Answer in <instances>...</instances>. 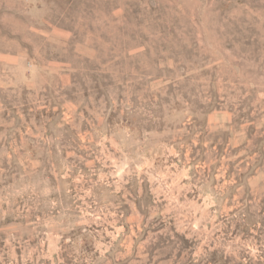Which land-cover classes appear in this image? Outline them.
I'll list each match as a JSON object with an SVG mask.
<instances>
[{"label":"rangeland","instance_id":"374dc122","mask_svg":"<svg viewBox=\"0 0 264 264\" xmlns=\"http://www.w3.org/2000/svg\"><path fill=\"white\" fill-rule=\"evenodd\" d=\"M0 264H264V0H0Z\"/></svg>","mask_w":264,"mask_h":264},{"label":"crops","instance_id":"0c3cea01","mask_svg":"<svg viewBox=\"0 0 264 264\" xmlns=\"http://www.w3.org/2000/svg\"><path fill=\"white\" fill-rule=\"evenodd\" d=\"M127 182V181H126ZM116 185H122V180H118L117 183H115ZM157 192H159V190H156ZM161 193H163V191H161ZM123 196L122 194L121 195H115V211L117 213V217L119 219H121L123 221L124 218H130L132 216L135 215V212H136V208H135V204L130 202L128 205L125 203L126 200H123ZM157 203L153 204V201L151 202V207L154 209L155 207H157ZM121 221V223H122ZM130 224V223H129ZM130 229V228H129ZM128 229V230H129ZM119 231L120 232H124V225L123 223L121 225H119ZM132 230H129L128 233H130Z\"/></svg>","mask_w":264,"mask_h":264}]
</instances>
